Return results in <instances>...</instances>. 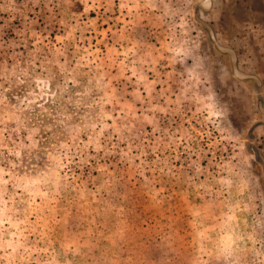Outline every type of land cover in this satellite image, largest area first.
<instances>
[{
    "label": "rangeland",
    "instance_id": "374dc122",
    "mask_svg": "<svg viewBox=\"0 0 264 264\" xmlns=\"http://www.w3.org/2000/svg\"><path fill=\"white\" fill-rule=\"evenodd\" d=\"M245 4L0 0V264H264Z\"/></svg>",
    "mask_w": 264,
    "mask_h": 264
},
{
    "label": "crops",
    "instance_id": "0c3cea01",
    "mask_svg": "<svg viewBox=\"0 0 264 264\" xmlns=\"http://www.w3.org/2000/svg\"><path fill=\"white\" fill-rule=\"evenodd\" d=\"M129 7V6H128ZM132 15V17L135 15V13H132L131 14ZM140 17V16H139ZM180 19V18H179ZM133 20H135V18H133V19H131L130 21H129V23L131 24V26L129 27L128 26V28H129V30H132L133 31V26H135V23L133 24L132 23V21ZM125 27L123 26L122 28H121V31H120V37L121 38H123V36H126L125 35V33L127 32H129L127 29H125ZM180 31V30H179ZM180 33H181V31H180ZM124 39V38H123ZM172 39H173V37H171L169 34L167 35V36H165V41H166V45L168 44V48H166L164 45L163 46H160V45H154V44H152V46H151V48L150 49H181V48H179V47H174L173 45H171L170 47H169V42L170 41H172ZM170 40V41H169ZM172 42H174V41H172ZM118 44V48L117 49H125V47L127 48V49H140V45L137 43V42H135V40L133 41L131 38H130V40H128V41H126L125 43H122V44H120V42H118L117 43ZM235 263V262H234Z\"/></svg>",
    "mask_w": 264,
    "mask_h": 264
},
{
    "label": "trees",
    "instance_id": "16d2710c",
    "mask_svg": "<svg viewBox=\"0 0 264 264\" xmlns=\"http://www.w3.org/2000/svg\"><path fill=\"white\" fill-rule=\"evenodd\" d=\"M260 3H261V5H259V9H256V8L252 9L253 7H250V6L248 8V7H246V4L242 7L243 11L246 14H249L250 16L254 17L256 19L257 23H261V21L264 22V0H260ZM226 11H228L226 13L227 15L229 13L232 14V15L237 14V11L234 9L232 4H230V6L228 7V9H226ZM237 16H238V14H237ZM260 18H261V20H260Z\"/></svg>",
    "mask_w": 264,
    "mask_h": 264
}]
</instances>
